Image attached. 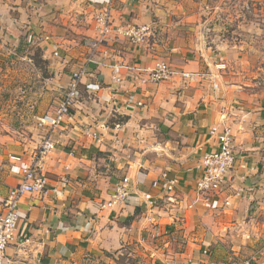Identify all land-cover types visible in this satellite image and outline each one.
I'll use <instances>...</instances> for the list:
<instances>
[{
  "label": "crops",
  "instance_id": "1",
  "mask_svg": "<svg viewBox=\"0 0 264 264\" xmlns=\"http://www.w3.org/2000/svg\"><path fill=\"white\" fill-rule=\"evenodd\" d=\"M108 6L112 26L151 35L133 44L108 34L63 121L48 126L56 106H35L39 130L1 139L0 215L22 166L47 177L45 191L19 198L4 264H264V0H0V68L36 46L61 97ZM157 60L176 74L143 82L137 68ZM213 126L231 129L238 158L203 199L196 182L217 148ZM43 137L54 147L38 156ZM163 172L177 180L171 191ZM124 177L128 197L102 207Z\"/></svg>",
  "mask_w": 264,
  "mask_h": 264
},
{
  "label": "built area",
  "instance_id": "2",
  "mask_svg": "<svg viewBox=\"0 0 264 264\" xmlns=\"http://www.w3.org/2000/svg\"><path fill=\"white\" fill-rule=\"evenodd\" d=\"M98 35L93 40H90V51L84 63L77 72L71 74L69 87L60 97L56 104V109L52 118L47 120L48 126H56L69 115L74 101L77 97L78 82L80 77L86 72L88 63L92 61L94 51L105 41L108 34L114 32L127 39L133 44L143 43L151 34L150 29L145 25L125 23L119 26H112L109 6L101 9L95 16ZM54 55H57L54 52ZM120 66L115 65L114 71L119 72ZM137 70L145 71L146 78L143 82L158 83L167 80L176 74V71L163 60H157L152 67L146 69L137 68ZM184 76L189 74L183 73ZM116 80L119 81L117 77ZM138 105H141L138 103ZM43 124V120L40 121ZM210 134L216 136L217 148L215 150L205 152L201 157L202 174L196 182V190L198 195L203 199L209 198L210 195L216 194L225 183V176L235 164L238 158L234 151V138L231 129L228 126H223L219 129L218 126H213L210 129ZM54 147V142L48 137H43L37 148V155H42ZM36 155V156H37ZM10 159L22 163V159L18 155H10ZM163 187L166 191H171L177 182L175 178H169L165 172L162 173ZM47 184L46 175L40 170L34 162L21 167V176L19 183L10 189L7 197L3 202V212L0 215V264L5 262V250L8 243L14 238L18 221V201L24 193H41L45 191ZM129 195V178L124 177L119 180L110 193V197L104 203V206H113L120 201L125 200ZM198 196V197H199ZM144 198L151 203L150 194H145ZM228 202H226L227 204ZM244 264H250L246 261Z\"/></svg>",
  "mask_w": 264,
  "mask_h": 264
},
{
  "label": "rangeland",
  "instance_id": "3",
  "mask_svg": "<svg viewBox=\"0 0 264 264\" xmlns=\"http://www.w3.org/2000/svg\"><path fill=\"white\" fill-rule=\"evenodd\" d=\"M24 55V59L5 60L0 68V142L7 134L19 142L30 137L33 132L28 127H40L28 114L35 106L54 109L60 97L39 48L30 46Z\"/></svg>",
  "mask_w": 264,
  "mask_h": 264
}]
</instances>
